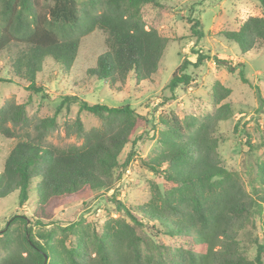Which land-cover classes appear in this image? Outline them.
I'll return each instance as SVG.
<instances>
[{
  "label": "trees",
  "instance_id": "16d2710c",
  "mask_svg": "<svg viewBox=\"0 0 264 264\" xmlns=\"http://www.w3.org/2000/svg\"><path fill=\"white\" fill-rule=\"evenodd\" d=\"M164 1L0 0V60L7 74L0 82L24 83L28 91L42 93L46 69L55 67L60 79L69 76L82 38L96 30L105 35L107 50L86 71L88 77L110 88L123 85L130 75L136 84L148 81L156 75L168 42L156 29L160 11L167 8ZM251 1L261 16L247 18L235 31L221 32L242 55L264 44V0ZM147 6L159 10L149 26L142 17ZM190 33L197 41L204 37L198 20H192ZM194 55V63L185 59L176 68L170 91L190 83L189 65L197 68L208 59L201 51ZM238 74L247 82L243 67ZM211 92L218 102L230 94L218 82ZM74 104L100 125L85 131L76 118L79 146L44 143L58 126L57 114ZM25 107H0V135L17 138L20 133L14 129L29 126ZM231 116L225 103L200 118L163 121L159 150L142 160L163 180V187L152 184L149 201L138 207L113 198L119 217L109 219L99 233L76 223L61 228L58 236L41 228L52 223L56 208L114 189L118 170H126L134 154L121 163L123 150L136 145L131 137L144 121L129 105L109 107L65 96L53 116L35 124L34 136L25 130L18 137L3 162L0 198L16 195L23 207L33 191L34 204L31 215L14 214L0 231V264H264V160L255 163L248 189L238 172L222 166L215 132ZM9 122L13 129L6 126ZM149 225L171 245L155 243Z\"/></svg>",
  "mask_w": 264,
  "mask_h": 264
},
{
  "label": "rangeland",
  "instance_id": "374dc122",
  "mask_svg": "<svg viewBox=\"0 0 264 264\" xmlns=\"http://www.w3.org/2000/svg\"><path fill=\"white\" fill-rule=\"evenodd\" d=\"M164 3L167 8L160 11L156 29L168 42L156 75L148 81L136 84L130 75L123 85L110 88L88 77L86 71L94 68L97 58L107 50L105 35L96 30L82 38L69 76L60 79L55 67L46 69L47 80L42 93L28 91L24 83L0 82V107L6 103L26 106L30 124L23 130L14 129L20 133L19 138L24 137L25 130L34 136L35 124L39 119L53 116L65 96L75 95L89 104L109 107L129 105L144 119L131 137L136 145L128 144L123 150L121 163L129 153L134 151V154L126 170H118L119 179L114 189L107 193L94 192L86 199L56 208L52 223L41 228V231H54L59 236L61 228L78 223L86 231L99 233L101 226L109 219L119 217L113 198L129 207L147 203L151 185L162 188L163 180L147 169L142 160L149 159L159 150L160 132L165 129L163 121L170 117L180 121L189 117L200 118L228 103L232 116L219 122L215 132L222 166L238 172L248 189L255 163L264 160V44L259 43L242 55L238 45L221 36L223 31L237 30L249 17H260V9L251 0H165ZM158 11L144 7L142 17L146 25L154 23ZM195 19L201 23L204 33V37L198 41L190 38V26ZM197 51L207 55L208 59L197 68L189 65L186 72L191 77L190 83L178 85L170 91L168 83L176 68L185 59L194 63V52ZM3 67L4 62L0 60V78H7ZM242 67L247 82L239 77ZM216 82L230 90L229 96L220 102L213 98L211 92ZM76 118H79L85 131L100 125L93 115L79 112L78 104L70 105L57 114L58 126L46 134L44 143L59 148L79 146L82 141L76 136L73 126ZM6 126L13 129L10 122ZM18 137L5 138L0 135V170ZM28 197L29 204L23 207L18 205L16 195L0 198V231L14 214L31 215L34 192L30 191ZM150 226L148 233L155 243L171 245L168 237L155 232ZM65 244L69 245V242Z\"/></svg>",
  "mask_w": 264,
  "mask_h": 264
}]
</instances>
